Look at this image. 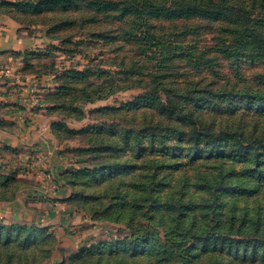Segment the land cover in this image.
Masks as SVG:
<instances>
[{
  "label": "rangeland",
  "instance_id": "obj_1",
  "mask_svg": "<svg viewBox=\"0 0 264 264\" xmlns=\"http://www.w3.org/2000/svg\"><path fill=\"white\" fill-rule=\"evenodd\" d=\"M6 1L0 13L54 35L28 68L59 74L44 93L61 123L57 189L89 219L69 264H264V52L233 50L240 20L150 11L161 45L130 31L122 3ZM23 175L0 167L6 201ZM17 220H0V264L46 263L55 228Z\"/></svg>",
  "mask_w": 264,
  "mask_h": 264
},
{
  "label": "crops",
  "instance_id": "obj_2",
  "mask_svg": "<svg viewBox=\"0 0 264 264\" xmlns=\"http://www.w3.org/2000/svg\"><path fill=\"white\" fill-rule=\"evenodd\" d=\"M23 27L0 14V166H13L29 179L15 200H0V220L23 222L33 216L46 221L59 240L44 264H67L68 252L77 246L83 223L89 225V219L74 207L67 188L57 189L63 184L65 159L53 131L56 116L49 103L44 108L33 104L42 101L40 93L54 86L57 74L28 70L29 54L51 47L54 41L48 30L33 32ZM5 67L11 68L9 75L3 74ZM48 79L51 84L46 83Z\"/></svg>",
  "mask_w": 264,
  "mask_h": 264
},
{
  "label": "trees",
  "instance_id": "obj_3",
  "mask_svg": "<svg viewBox=\"0 0 264 264\" xmlns=\"http://www.w3.org/2000/svg\"><path fill=\"white\" fill-rule=\"evenodd\" d=\"M26 0H18L17 7L22 9L23 7L27 6ZM52 3H61V8L63 10L72 7V5H76L80 0H50ZM3 4H10L6 0H3ZM96 5L97 7L106 6L108 4H113V6L119 5L118 3H122L125 5L123 7V12H131V16L134 17L133 20H130L133 23L134 29L130 31L141 32L144 39H149L150 41H155L157 44H163V38L161 36H157L155 33L148 32L145 30L144 20H140L150 11L159 12V11H173L176 13H183L188 17L190 12H193L196 16H201L204 18L207 17H215V16H224L228 20H240L238 23H234L233 26L229 29L233 36H231V40L236 43L233 50H237L238 48L243 51H249L250 54L252 53H259L264 52V0H87V4ZM15 4V3H14ZM128 5V6H127ZM15 6V5H14ZM14 8V7H13ZM37 10H41V7L38 6ZM55 9V8H53ZM52 10V9H49ZM5 13L4 11L0 14ZM70 16V14H68ZM15 15H12L14 17ZM71 16L73 14L71 13ZM232 17V19H231ZM15 18V17H14ZM20 23L21 20H18ZM77 20H69V21H61L59 24H56L55 28H63L65 26H69L70 24L73 25ZM52 25V23L50 24ZM49 29V28H48ZM52 31L48 30L52 40H54V35L51 33ZM52 47V46H51ZM50 47V48H51ZM54 47V46H53ZM257 51V52H256ZM52 53L51 50H49ZM264 54V53H262ZM29 61L27 64V69L30 70L28 67L31 65L32 58L35 57V52L29 54ZM31 60V61H30ZM32 68V66H31ZM34 71V70H32ZM37 73H47L45 71L35 70ZM86 71V70H85ZM83 71V73L85 72ZM73 73V71H69ZM57 74L55 72H49ZM81 73V74H83ZM59 74H57L58 76ZM65 87H61L59 91H64ZM43 102L49 103L48 109L51 112L56 110L55 107L51 104L49 98L44 95ZM61 123H54L53 124V131L57 137L60 138L59 130ZM1 167V166H0ZM11 181H14L11 177H7L6 180L3 182V185H8ZM9 196V195H8ZM7 195L3 196L2 191H0V200H5ZM10 200V199H8ZM72 202V200H71ZM26 228V227H25ZM33 235L36 236L37 232L33 230ZM8 232V231H7ZM13 233L14 231H9ZM2 236L0 230V238ZM56 245L53 248V251L56 249L58 240L56 241ZM53 252L50 255L49 260L51 259ZM10 259L8 256L0 250V263H2L3 259ZM47 260V261H49ZM73 260V259H72ZM46 261V262H47ZM71 261V260H70ZM10 264H16L12 262ZM43 264V263H37ZM67 264L69 262L67 261Z\"/></svg>",
  "mask_w": 264,
  "mask_h": 264
},
{
  "label": "built area",
  "instance_id": "obj_4",
  "mask_svg": "<svg viewBox=\"0 0 264 264\" xmlns=\"http://www.w3.org/2000/svg\"><path fill=\"white\" fill-rule=\"evenodd\" d=\"M2 72H3L4 75H9V73L11 72V68L5 67L2 70ZM33 104H34L35 108H44L45 107V102H42V101L41 102H33Z\"/></svg>",
  "mask_w": 264,
  "mask_h": 264
}]
</instances>
